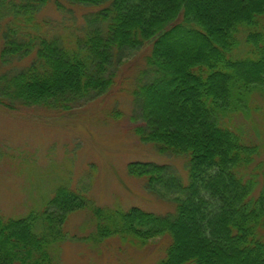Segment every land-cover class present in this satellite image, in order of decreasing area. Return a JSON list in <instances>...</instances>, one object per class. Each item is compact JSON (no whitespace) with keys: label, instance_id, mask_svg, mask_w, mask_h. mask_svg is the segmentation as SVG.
I'll return each instance as SVG.
<instances>
[{"label":"trees","instance_id":"16d2710c","mask_svg":"<svg viewBox=\"0 0 264 264\" xmlns=\"http://www.w3.org/2000/svg\"><path fill=\"white\" fill-rule=\"evenodd\" d=\"M50 1L0 0V107L71 110L111 91L117 63L149 46L133 92L142 120L134 132L160 155L184 159L187 182L169 164L129 163L150 191L175 194L165 214L100 206L61 185L38 211L0 213V264H52L78 210L92 213L96 241L167 236L161 264H264V183L254 194L264 163L234 121L262 108L264 0H64L95 10L70 41L35 17Z\"/></svg>","mask_w":264,"mask_h":264},{"label":"rangeland","instance_id":"374dc122","mask_svg":"<svg viewBox=\"0 0 264 264\" xmlns=\"http://www.w3.org/2000/svg\"><path fill=\"white\" fill-rule=\"evenodd\" d=\"M93 11L51 0L35 11V17L44 32L70 41L89 28ZM3 25L6 29L13 26L11 17H5ZM148 51L146 46L125 54L117 63L116 85L111 91L66 112L37 107L14 112L0 107V213L4 217L42 209L61 185L82 190L100 206H139L164 214L174 210V193L165 188L150 191L143 179L129 171L130 162L154 161L169 164L187 182L184 159L160 155L134 132L142 120L133 92L147 70ZM261 102L262 108L253 110L250 118L243 114L234 117L248 138L260 145L257 164L264 163V97ZM263 183L259 170L254 194L258 195ZM95 229L89 210L70 214L64 238L54 243L52 264H161L169 244L167 236L145 243L121 236L96 241L92 239Z\"/></svg>","mask_w":264,"mask_h":264}]
</instances>
